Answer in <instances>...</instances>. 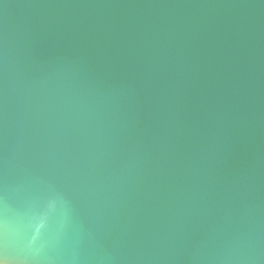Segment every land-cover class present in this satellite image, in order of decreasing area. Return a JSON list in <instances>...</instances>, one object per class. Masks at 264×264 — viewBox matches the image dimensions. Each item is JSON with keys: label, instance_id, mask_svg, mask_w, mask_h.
<instances>
[{"label": "water", "instance_id": "obj_1", "mask_svg": "<svg viewBox=\"0 0 264 264\" xmlns=\"http://www.w3.org/2000/svg\"><path fill=\"white\" fill-rule=\"evenodd\" d=\"M9 264H264V0H0Z\"/></svg>", "mask_w": 264, "mask_h": 264}, {"label": "snow or ice", "instance_id": "obj_2", "mask_svg": "<svg viewBox=\"0 0 264 264\" xmlns=\"http://www.w3.org/2000/svg\"><path fill=\"white\" fill-rule=\"evenodd\" d=\"M0 264H9V261L7 260L3 252H0Z\"/></svg>", "mask_w": 264, "mask_h": 264}]
</instances>
